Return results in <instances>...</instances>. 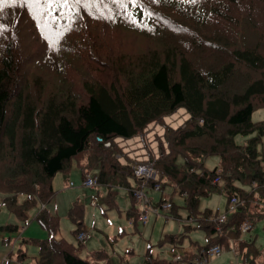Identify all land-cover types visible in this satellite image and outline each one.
<instances>
[{"label": "trees", "instance_id": "trees-1", "mask_svg": "<svg viewBox=\"0 0 264 264\" xmlns=\"http://www.w3.org/2000/svg\"><path fill=\"white\" fill-rule=\"evenodd\" d=\"M251 1L256 12L264 14V0H154L152 4L141 0L123 3L108 0L110 7L104 10L106 13L128 20L136 30H147L151 37L159 39L160 47L148 52L150 55L117 64L116 72L123 77L122 83L98 78L85 80L87 100L81 103L65 86L52 92L38 109L28 101L25 103L20 88L11 91L15 83L11 77L15 66L14 45L6 44L4 38L0 54V164L7 156L18 164L13 170L17 175L5 184L0 183V191L7 196L6 206L20 219L27 220L28 212L42 205L35 220L48 233V238L39 243L37 264H99L100 261L113 264L105 251L93 255L98 259L88 260L80 256L85 243L78 241L79 245H74L65 238H57L61 219L48 209L56 196L52 181L58 173L68 172L77 157L91 152L90 166L98 170V186L108 191L105 199H100L101 204L116 206V202L108 199L116 200L119 189L127 190L132 202L128 218L137 223L139 205L133 183L140 181L134 176L133 164H121V150L115 141L132 140L151 124L180 109H185L190 119L184 127L165 128L169 148L161 149L160 157L151 161L163 190L171 187L172 195L178 193L183 197L182 206L170 197L173 204L170 215L179 219L178 211L182 207L188 214V223L183 224V233L165 236L160 243V248H170L174 253L171 258L155 257L149 248L143 264H191L214 246L234 252L241 259L237 264H264L263 252L255 242L243 241L240 230L246 221H252L253 225L264 221V154L259 149L264 138V120H253L257 111L264 110V53L259 47L232 48L235 43L220 53L229 34H225L226 26L219 24L226 22L232 26L235 20L232 16L241 18V5L249 3L250 7ZM40 4L46 31L53 24L57 30L66 28L64 41L75 34L79 38L75 27L87 25L80 16L85 9L84 0L68 5L45 4L42 0ZM17 29L16 23V33ZM78 29L80 33L83 31ZM3 33L10 36L0 25V38L4 37ZM86 37L87 33H82L79 41L73 40V54L78 62L81 63L87 50L100 67L113 63L111 56L101 60L96 57L100 53L97 36L93 37V44H88ZM176 38L180 40L178 43L166 44ZM193 48L212 59L195 62ZM241 71L249 77L241 80L238 75ZM239 136L248 139L239 144L236 141ZM6 143L15 156L7 154ZM107 143H111L109 148L105 146ZM211 156L220 160L213 170L207 169L205 162ZM80 168L84 173L90 172L86 167ZM154 184L150 183L148 189ZM4 185L8 186L6 191L1 189ZM214 194L224 195L228 204L234 197L241 201L237 211L226 214L223 223L218 212L200 208L201 200ZM21 197H25L23 203ZM84 213L80 202L69 211V219L77 228L73 233L77 240L84 231ZM18 230L13 225L0 227L1 232ZM198 230L205 234L207 245L202 247L189 241L193 250H188L185 246L189 234ZM177 250H188L181 262L173 259ZM134 253L128 249L122 263H129V255ZM26 258L21 248L18 259L23 262Z\"/></svg>", "mask_w": 264, "mask_h": 264}, {"label": "rangeland", "instance_id": "rangeland-1", "mask_svg": "<svg viewBox=\"0 0 264 264\" xmlns=\"http://www.w3.org/2000/svg\"><path fill=\"white\" fill-rule=\"evenodd\" d=\"M100 1L102 7H99ZM141 1L145 4L154 2V0ZM109 5L108 0H84L85 9L80 13V16L87 22V25L78 24L76 27L74 26L80 34L79 38L75 34L68 41H64V38L67 37L66 28L57 30L54 29L53 24H50L49 31L45 30L47 23L41 14L40 3L33 4L28 0H16L15 3L0 4V25L4 32H10V36L3 33L4 37L0 38V54L4 49L2 44L4 38H6V44L11 42L14 45L13 62L15 66L11 77L15 83H12L11 91L14 92L20 88L25 103L28 101L38 109L46 102L49 95L56 92L60 86L70 89L74 94L73 97L81 103L87 100V93L83 88L85 80L98 78L101 80L108 79L109 83H122L123 77L117 74L115 66L138 56L150 55L148 52L160 47V43L159 39L151 37L147 30H136L128 20L118 19L112 12L106 13L104 10L109 8ZM153 12L155 14V11ZM239 14H242L239 19L238 15L232 16L235 19L232 26L226 22L219 24L226 26L225 34H229V36L227 35L229 38L225 39L226 47H220V53L223 54L222 51H227V48L234 43L232 48L246 49L243 45L249 48L259 47L264 53V14L256 12L252 1L250 7L249 3L242 4ZM251 19H254L256 24ZM16 23L18 26L17 33L14 30ZM78 28H82L83 31L80 33ZM82 33H87L86 41L88 44H93V37L97 36L95 38L97 40L96 47L100 53L97 52L96 57L101 60L103 57L111 56L114 58L113 63L100 67L94 62V57L87 50L81 58V63L78 62L77 57L73 54L75 52L73 40L79 41ZM221 34V37H224V33ZM230 34L235 36L232 37ZM62 38L63 43H61ZM78 41L76 43L77 48L79 47ZM179 41L178 38L175 41L169 39L166 44H175ZM193 54L196 56L195 62L197 63L212 59L208 55L204 56L199 49L193 48ZM238 75L241 80L249 77L244 71ZM256 77L259 78L260 75ZM253 79H256L255 76ZM12 111L10 110V117L13 116ZM189 119L190 115L187 111L180 109L172 116L151 124L141 135L132 140H116L115 144L121 150V164H133L135 166L139 162H145L152 158L157 159L161 155V149L168 150L169 148L165 137V128L178 129L184 127ZM253 120L254 122L263 121L264 110L257 111ZM247 139L239 136L236 141L243 144ZM6 149L8 155L15 156V154L11 155L8 143H6ZM259 149L264 154V138ZM90 158L91 152L80 155L73 160L68 172L58 173L52 181L56 196L48 205V209L61 219L57 238H65L70 243L79 245L76 236L73 234L77 228L69 219V211L75 203L80 202L85 208L83 229L92 233L94 237L91 242L85 243V247L81 249L80 256L82 258L92 260V254L107 250L106 252L110 256L115 257V264H143L144 255L151 248L155 257L169 259L171 257L169 248H160V243L165 236L183 233V224L188 223L187 212L181 207L178 211L179 219L169 215L170 219L166 222L164 218L160 217L157 220L154 215H150L148 224L136 223L134 219L128 218L132 202L128 191L125 189L118 190L116 200L115 197L108 199L116 202V206L108 207L104 203L101 204L100 199L104 200L108 195L107 189L101 186H97L96 189L84 186L87 174L93 175L98 172L97 169L93 168L95 166H90ZM219 161L216 156L207 158L205 161L206 168L213 170L219 165ZM17 164L16 159L7 156V159L0 164V183L5 184L17 175L13 173ZM79 166L86 167L85 170L90 172L84 173V170L82 171ZM136 185L134 182L133 188ZM1 189L6 191L8 186L4 185ZM146 192L150 198L154 199L155 203L160 202L161 193L153 191L152 188L147 189ZM165 194L173 198V201L179 206L184 205L183 197L178 193L172 195L173 190L170 187L165 190ZM6 197V194L0 191V226L13 225L19 230L15 232L0 231V264H3L5 260H11L12 264H37L40 253L39 243L48 238V233L35 220L42 210V205L32 208L28 212V219L23 220L6 206ZM24 200L25 197H21L20 203H23ZM227 207L228 200L221 194L203 198L200 205L202 211L210 209L215 213L218 212L219 215H225ZM190 223L194 224L193 222ZM122 233L123 235L120 237ZM242 240L247 243L255 242L256 247L264 254V221L254 222L253 230L245 234ZM189 241L202 247L207 245L205 234L200 230L189 234L186 244L188 248H192ZM24 242L28 243L23 244ZM21 248L26 252V262H21L18 259ZM128 249L134 250L135 253L129 255V263H122L121 258ZM94 259H98V257H94ZM240 260L234 252L224 251L221 256L212 258L210 264H237Z\"/></svg>", "mask_w": 264, "mask_h": 264}, {"label": "built area", "instance_id": "built-area-1", "mask_svg": "<svg viewBox=\"0 0 264 264\" xmlns=\"http://www.w3.org/2000/svg\"><path fill=\"white\" fill-rule=\"evenodd\" d=\"M98 141L101 142L102 140L99 139ZM105 146L109 148L111 146V143H107ZM132 168L135 178L141 182H139L138 185L134 188V197L139 205V221L143 224H148L149 216L154 215L157 218H164L166 222H168L170 219L169 215L170 211L173 208V204L171 202V199L169 198V195L165 194L162 185L158 183L159 175L157 169L154 166V163L151 160H147L145 162L137 163L135 166H132ZM150 183H155L154 186H152L153 191L162 194L161 201L158 204L153 203V199H151L146 192V190L150 186ZM84 186L86 188L95 189L98 186L97 175L89 174L84 180ZM240 205L241 201L239 200V198H232L230 203L228 204L226 214L237 211V208ZM226 214L219 216L220 223H223L226 220ZM240 230L243 235L250 233L253 230V222H244ZM91 238V233L86 231H82L78 235V241L82 243H86ZM224 251V247H211L202 252V257L200 258V260H196L191 264H210L212 258L221 256ZM187 252L188 250H177V252H175L176 256L173 257L174 261L181 262L183 254ZM173 255L174 253L171 252V256ZM5 264H10V262L6 260Z\"/></svg>", "mask_w": 264, "mask_h": 264}, {"label": "snow or ice", "instance_id": "snow-or-ice-1", "mask_svg": "<svg viewBox=\"0 0 264 264\" xmlns=\"http://www.w3.org/2000/svg\"><path fill=\"white\" fill-rule=\"evenodd\" d=\"M16 0H0V4L3 3H15ZM28 2H31L33 4H39L42 2V0H28ZM81 0H43V3L45 4H55V5H68L70 3H80ZM121 3L124 2V0H120ZM135 2V0H133Z\"/></svg>", "mask_w": 264, "mask_h": 264}, {"label": "crops", "instance_id": "crops-1", "mask_svg": "<svg viewBox=\"0 0 264 264\" xmlns=\"http://www.w3.org/2000/svg\"><path fill=\"white\" fill-rule=\"evenodd\" d=\"M157 220L159 219V218H157L156 216H154ZM137 223H140V221H137ZM149 223V222H148ZM146 225V224H145ZM1 227V226H0ZM84 231H86V230H84ZM86 232H88V231H86ZM92 234V233H91ZM120 237H121V235H120ZM94 239V237H93V235H92V238L89 240L90 242L92 241ZM86 243H88V241L86 242ZM186 247V246H185ZM187 248H188V246H187ZM188 250H193L192 248H188ZM105 251V250H104ZM107 251V250H106ZM105 251V252H106ZM169 251H170V248H169ZM99 252V251H98ZM107 253V252H106ZM95 254V253H94ZM94 254H92V256L94 255ZM110 255V254H109ZM114 259H115V257L114 256H110V260H111V262L113 263V264H115V261H114ZM8 261V260H7ZM27 261V258H26V260L25 261H23V262H26ZM92 261H94V258H92ZM5 262H6V260L4 261V263L3 264H5ZM99 264H104L105 262L104 261H101V262H98ZM10 264H12V261L10 260Z\"/></svg>", "mask_w": 264, "mask_h": 264}]
</instances>
